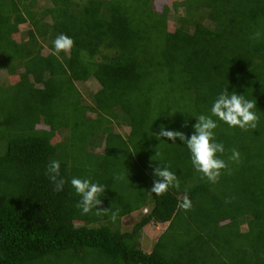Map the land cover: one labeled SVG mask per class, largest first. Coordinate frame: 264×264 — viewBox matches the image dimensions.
Wrapping results in <instances>:
<instances>
[{"label": "trees", "instance_id": "obj_1", "mask_svg": "<svg viewBox=\"0 0 264 264\" xmlns=\"http://www.w3.org/2000/svg\"><path fill=\"white\" fill-rule=\"evenodd\" d=\"M169 6L183 8L173 29ZM60 34L74 40L70 53L55 54ZM0 68L16 77L0 82V264H264V0H174L160 11L153 0H0ZM89 78L99 88L84 103L75 83ZM225 88L256 100L259 121L244 131L212 117L230 170L214 186L183 141L157 135L163 125L190 138ZM52 160L62 192L45 174ZM163 165L180 188L156 196ZM74 177L106 187L97 207L107 214L81 213ZM185 197L191 210L179 207ZM163 223L144 250V227Z\"/></svg>", "mask_w": 264, "mask_h": 264}, {"label": "clouds", "instance_id": "obj_2", "mask_svg": "<svg viewBox=\"0 0 264 264\" xmlns=\"http://www.w3.org/2000/svg\"><path fill=\"white\" fill-rule=\"evenodd\" d=\"M261 33L256 32L253 39H258ZM55 54L61 52L70 53L74 46V40L65 34H60L53 41ZM256 108V100L245 99L243 95L236 94L235 91L229 93L227 88L218 95L211 107V116L200 115L197 117V123L192 125L194 133L186 137L181 131L166 130L165 126H161V130L157 135L158 138H167L175 143L178 138L186 145L191 154V162L195 170L201 173V178L206 179L209 183L215 184L224 171H230L228 164L218 157L223 154L225 149L222 143L215 140L214 130L218 127V120L226 123L230 128L239 127L241 130H253L257 128L259 117L254 109ZM187 124H185V127ZM230 160L239 163L240 153L237 149H232ZM46 176L53 183L56 192H62L66 183L65 179L60 175V162L52 160L46 167ZM153 175L159 179L154 180L151 193L161 196L169 191L170 188L179 189L180 181L177 175L169 170L167 165L156 167ZM117 180L124 179L122 174L114 177ZM71 185L80 201L76 207L81 210L82 214H89L95 209L96 215L107 214L109 209L98 208L102 205L101 197L104 195L105 186L93 183L90 179L72 178ZM179 207L185 211L191 210L192 203L187 197L179 204ZM119 216V209L111 212L110 219L116 222Z\"/></svg>", "mask_w": 264, "mask_h": 264}, {"label": "rangeland", "instance_id": "obj_3", "mask_svg": "<svg viewBox=\"0 0 264 264\" xmlns=\"http://www.w3.org/2000/svg\"><path fill=\"white\" fill-rule=\"evenodd\" d=\"M174 0H153V6L154 9L156 11H160L162 6H164L165 4L167 5H171V3ZM45 0H39L40 4H44ZM170 7V11L168 13V28L169 29H173L174 25H173V20L176 17V15H183V8L180 7L178 9V11L174 12V10ZM178 13V14H177ZM18 28V32L17 34H14L13 37L16 40H22V39H27V30L29 28H31V25L29 23V21H26L24 23H20L17 26ZM41 52L43 54H46L49 52V49L47 48V46H43ZM99 58V57H98ZM16 80L15 76H10L6 73V70L4 68H0V82L5 83L6 81H10V82H14ZM77 85V87L79 88L81 95H82V99L84 101V103H91V93L95 92L98 88H99V84L98 82L93 79V78H89L86 81H78L75 83ZM86 115H89L90 117L93 116L92 112L87 111ZM113 130L115 132H118L124 136H126L129 132V127L126 125H116L114 123L111 124ZM56 140L60 139V136H55ZM53 139V140H54ZM97 150L99 152L102 151V145L97 148ZM215 186V184H213ZM180 197H182V195H180ZM146 211V209H143L142 212L144 213ZM138 216H137V212L132 213L130 216H125L124 218L121 219V223H120V228L122 231L125 230H130L134 221L137 219L138 220ZM167 225V223H163V224H149L147 226L144 227L143 231H144V238H142L141 240V246L144 248V250H150L151 246H152V242L157 239V235L165 228V226Z\"/></svg>", "mask_w": 264, "mask_h": 264}]
</instances>
